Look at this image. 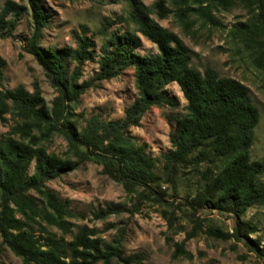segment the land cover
Instances as JSON below:
<instances>
[{
    "label": "trees",
    "instance_id": "16d2710c",
    "mask_svg": "<svg viewBox=\"0 0 264 264\" xmlns=\"http://www.w3.org/2000/svg\"><path fill=\"white\" fill-rule=\"evenodd\" d=\"M129 18L136 32L124 31L110 35L100 47L98 71L90 80L80 83L82 66L94 58L95 42L78 36L77 48L42 45L43 31L49 16L42 0H27L28 6L7 0L0 11V32L12 36L23 15L30 11L31 35L26 38L25 51L43 68L57 95L48 107L40 87L33 91L25 87L5 88L4 70L7 61L0 56V120L14 118L10 131L0 138V236L2 244L22 264H141L142 254L126 255L122 241L124 229L117 238L106 242L87 225L73 234L75 218L68 204L46 187V183L71 173L87 162L102 167V174L119 183L127 195H134L132 209L123 203L106 202L92 212L94 219L106 220L123 213L136 214L143 202L164 206L166 185L175 187L177 175L193 170L202 184L196 195L187 198L185 216L193 229L181 243H174L173 259L188 255L185 244L202 231L194 212L217 210L236 217L232 233L208 229L207 233L222 241L244 242L250 252L264 258V247L250 236L257 226L242 221L240 216L254 206L264 205V160L251 159L254 129L260 116L253 105L249 89L232 78H220L215 70L200 72L192 67L195 53L178 35L160 26L153 18L168 17L172 11L178 19L189 13L198 14L204 22L217 24L212 15L214 5L227 6L234 0H157L147 6L141 0H127ZM259 13L251 25L239 23L244 44L255 48L264 57V0H256ZM84 33H86L84 31ZM138 34L157 46L158 52L141 55L137 50L142 41ZM75 64L70 71V65ZM134 70L137 98L125 110L123 118L102 120L90 117L81 129L73 123L72 106L98 82L111 80L122 71ZM176 83L187 102L186 113L176 120L170 133L171 149L152 157L147 143L133 137L129 130L139 127L145 113L152 107L179 103L166 87ZM67 145L61 155L49 153L45 147L54 136ZM162 164L164 175L158 171ZM205 166L203 170L201 168ZM33 167V173L29 170ZM40 197V201L32 195ZM163 213L168 227L173 219ZM187 214V215H186ZM54 227L70 241L48 230ZM113 228L114 226L111 225ZM213 264V263H210Z\"/></svg>",
    "mask_w": 264,
    "mask_h": 264
},
{
    "label": "rangeland",
    "instance_id": "374dc122",
    "mask_svg": "<svg viewBox=\"0 0 264 264\" xmlns=\"http://www.w3.org/2000/svg\"><path fill=\"white\" fill-rule=\"evenodd\" d=\"M7 0H0V11ZM18 4L28 6L27 0H13ZM151 6L157 0H141ZM49 16L47 28L43 31L42 45L44 48H77L78 36L86 34L96 45L94 58L82 66L80 83L90 81L98 71V55L100 47L106 39L115 33L124 31L136 32V25L129 18L127 0H42ZM169 9L174 10L171 0H166ZM259 6L256 0H234L230 6L218 3L212 9V15L217 24H210L196 13L178 19L172 13L163 19L153 13L152 18L162 27L175 33L188 46L195 56L192 67L200 72L206 68L216 71L220 78H232L244 84L250 92L253 105L258 109L260 120L254 129V142L251 147L253 161L264 160V57L260 58L255 48L244 44V34L238 32L239 23L251 25L256 21ZM32 17L27 11L20 20L12 36L4 37L0 32V56L7 61L4 70L5 88L25 87L32 92L37 84L48 105L57 93L46 78L43 68L37 60L25 51L26 38L31 35ZM84 31L86 33H84ZM142 44L137 52L150 55L158 52L157 46L141 34ZM261 39L263 35L259 36ZM75 64L70 65V71ZM169 95L179 103L173 108L167 105L152 107L143 116L139 127L130 128V134L140 142L147 143V152L156 159L171 149L170 133L176 125V120L186 113L187 102L176 83L166 87ZM134 70L128 68L117 77L97 83L96 88L87 90L76 106H72L73 123L81 129L86 121L95 115L102 120L110 121L123 118L125 110L137 98ZM14 118L7 116L0 120V138L6 135ZM45 147L49 153L61 155L67 149L66 142L58 135L54 136ZM205 166L201 168L203 170ZM158 171L164 175L162 164ZM33 173V167L29 174ZM264 182V174L261 176ZM202 181L193 170H183L177 175L175 187L166 185L169 195L164 206L151 202H143L136 214L123 213L106 220L94 219L92 212L104 206L106 202L123 203L132 209L136 198L127 195L123 187L102 174V167L93 162H87L75 171L47 182L46 187L54 192L59 199L68 204L75 215L71 222L75 225L73 234L84 225L94 229L97 236L106 242H111L118 236V231L124 229L122 245L126 255L142 254L141 264H264V258H259L250 252L247 245L236 243L233 239L222 241L207 233L208 229H220L232 233L236 226V217L217 210H199L194 212L202 231L185 244L188 255L172 258L174 243H181L193 229L185 212V201L194 197ZM39 201L40 197L32 193ZM173 219V227L169 228L163 213ZM186 214V215H187ZM242 221H249L257 226V232L250 240L257 241L264 247V205L249 208L240 216ZM111 225L114 227L112 228ZM48 230L66 241L72 235L63 236L54 227ZM0 264H22L2 244L0 236ZM97 264H103L101 262ZM111 264H120L113 260Z\"/></svg>",
    "mask_w": 264,
    "mask_h": 264
}]
</instances>
